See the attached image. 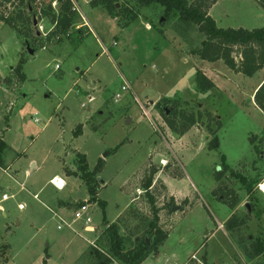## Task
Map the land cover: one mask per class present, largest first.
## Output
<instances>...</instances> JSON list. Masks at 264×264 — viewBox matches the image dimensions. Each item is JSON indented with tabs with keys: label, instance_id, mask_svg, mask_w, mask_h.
<instances>
[{
	"label": "rangeland",
	"instance_id": "obj_1",
	"mask_svg": "<svg viewBox=\"0 0 264 264\" xmlns=\"http://www.w3.org/2000/svg\"><path fill=\"white\" fill-rule=\"evenodd\" d=\"M77 2L75 22L85 34L57 42L48 38L54 23L39 20L34 1L33 16L43 27L37 37L45 46L33 55L1 20L13 7L0 2V142L6 143L0 165L8 169L0 168V264H120L108 258L104 227L119 222V215L126 218L119 222L126 249L134 247L135 235H144L153 216L142 185L152 168L150 192L168 235L141 264H264L262 255L247 254L255 239L264 242V110L253 94L264 84V67L245 75L221 59L194 55L205 34L194 23L164 16L159 4L120 0L118 7L128 2L139 13L122 26L127 19L112 17L105 7ZM261 6L257 0H218L209 14L219 27L251 30L264 26ZM197 70L214 88L197 90ZM163 98L170 99L164 108L176 102L185 114L201 117L176 135L164 109L155 106ZM215 137L218 146L210 148ZM79 154L95 175L97 201H89ZM236 172L249 178L252 193ZM54 176L65 181L61 189L52 184ZM221 187L231 189L236 206L217 195ZM85 201L90 223L74 216ZM173 204L180 209H170ZM232 215L243 222L229 230Z\"/></svg>",
	"mask_w": 264,
	"mask_h": 264
},
{
	"label": "trees",
	"instance_id": "obj_2",
	"mask_svg": "<svg viewBox=\"0 0 264 264\" xmlns=\"http://www.w3.org/2000/svg\"><path fill=\"white\" fill-rule=\"evenodd\" d=\"M18 1V2H17ZM35 0H0L1 3L5 4V8L13 7V10L9 12V16L1 17V20H5L6 24L12 26L21 36L25 39L26 44H31L34 48L41 49L45 45L40 42L39 37H37L36 32H32L31 25L34 20V7L33 3ZM126 1V0H124ZM139 6H148L150 4L156 3L164 7V16L175 15L179 20L187 23H194L198 25L199 29L205 34L206 38L202 43V46L195 49L194 55H197L201 59L207 61H216L221 59L230 69L241 72L245 75H253L255 72L264 67V26L254 29L245 28H223L219 27L216 21L209 14V9L218 0H135ZM264 7V0H257ZM120 0H90L92 6H103L107 9L109 14L114 18L127 19L123 23L119 22L122 26H128L134 19L139 15L138 12L134 10L133 6L127 4H121L120 7L117 3ZM18 3L17 5H15ZM24 3V6H21ZM16 11V13H13ZM33 13V14H32ZM31 14V15H30ZM43 17H49L54 23V28L48 34L49 40L56 38L57 42L62 41L63 37L73 39L74 33H79V36L84 35L83 27L76 28L77 24L75 22L76 12L72 9V3L70 0H59V9L56 13L50 6L42 10ZM20 20L22 23L19 26ZM3 22V21H2ZM28 36L32 37L31 42L27 41ZM239 48L240 58L237 60L234 54V49ZM195 84L199 92H207L214 88V82L206 76V74L197 70L195 73ZM254 99L258 107L264 110V84L258 88L254 94ZM170 103V99H160L155 103L157 109H164V121L169 129L176 135H183L191 126L197 123L198 118L201 116H196L194 113L190 115L185 114L183 111L178 109L176 102L172 103L170 110L164 108ZM199 114V113H198ZM177 119H185L187 123L178 125ZM81 127V126H80ZM3 146L6 143L1 140L0 142V154ZM218 139L215 137L210 141V148H217ZM82 162V178L88 186V191L90 194L89 201H97V186L95 185V175L90 172L85 163V157L79 154ZM164 166H167L164 165ZM227 171L229 167L224 166ZM147 170V169H146ZM148 171V170H147ZM157 169L152 168L148 171L146 175L145 182L143 183L142 190H145V197L150 206L152 212V220L149 222L148 229L144 230V235L141 237L135 235L134 237V247L126 249L124 246L125 238L119 232V222L126 221L124 217H120L119 222L106 223L105 229L107 234V239L109 241L110 247V257L116 259L122 264H141L150 254L154 252L157 253L158 246L166 239L168 233L162 230L159 221V206L157 205V200L155 195L150 192V188L155 185L154 175ZM234 172L232 171V174ZM145 174V173H144ZM220 174V173H219ZM221 175V174H220ZM234 176L239 177L240 180L245 185L248 193H252L253 186L244 175L236 172ZM164 189H166L165 184H163ZM231 189L224 190L221 187L217 195L224 199V202L228 203L229 207L233 208L237 205V199H229ZM171 202H174L173 196ZM172 205V204H171ZM170 205V209L172 208ZM104 207V203H101ZM183 209V208H181ZM124 218V219H123ZM243 220H240L237 216H231L226 222V227L229 230L235 229L238 224H241ZM140 227V226H137ZM154 238L150 243L147 242V238ZM253 252H248L251 257L255 255H262L264 258V242L261 239H255L252 242ZM251 250V251H252ZM107 257L105 260H109ZM120 263V264H121Z\"/></svg>",
	"mask_w": 264,
	"mask_h": 264
},
{
	"label": "built area",
	"instance_id": "obj_3",
	"mask_svg": "<svg viewBox=\"0 0 264 264\" xmlns=\"http://www.w3.org/2000/svg\"><path fill=\"white\" fill-rule=\"evenodd\" d=\"M71 3H72V9L75 11V12H78L80 11V7L78 5V2L77 0H70ZM90 1V0H89ZM36 2H38V4H40L39 6V12H38V15L42 16V10L48 6H50L52 8V10H54L56 13H58V9H59V0H36ZM44 17L42 16L41 19H39L40 21L43 19ZM85 18V17H83ZM34 19H38V16H34ZM82 25H87V20L84 21L82 23ZM37 27H38V20H37ZM77 28L78 27H81V26H76ZM39 30L40 28L43 29L42 25H40L39 27ZM41 32V30H40ZM122 89L125 90L127 89V85H123L122 86ZM120 96L119 93L116 94V98H118ZM34 119V121L36 123H38L40 121V118L35 116V117H32ZM0 168L4 171V172H8V169L7 168H4L3 166L0 165ZM56 179H57V176L53 177L51 179V182L52 184L57 188V189H61L64 185H65V181L63 180L64 184L61 185V184H58L56 182ZM262 184L261 183L259 185L260 189L264 192V189L262 188ZM34 197L39 199V196L38 194H34ZM7 198V195H3V199H6ZM19 207H22V205L20 204ZM74 216H75V219L76 220H84L86 223H90L92 221L91 219V216H90V204L88 203V201H85L83 203H81L77 208L76 210L74 211ZM60 227V226H59ZM90 229V228H88ZM94 242H91V245H94L93 244ZM192 259L195 258V255H192L191 256Z\"/></svg>",
	"mask_w": 264,
	"mask_h": 264
},
{
	"label": "water",
	"instance_id": "obj_4",
	"mask_svg": "<svg viewBox=\"0 0 264 264\" xmlns=\"http://www.w3.org/2000/svg\"><path fill=\"white\" fill-rule=\"evenodd\" d=\"M163 19H164V18H163ZM33 25H34L35 28H36L35 30H36V32H37V36H40V35H41V32H40L39 28H37V19H34V20H33ZM26 50L29 52L30 55L35 54V52L37 51V49L34 48V47H32V46H30L29 43L26 44ZM246 207H247V209H248L249 211L251 210V208H250V206H249L248 204H246ZM179 209H180V206H178V205H176V204H173V206H172V210H173V211H176V210H179ZM147 242L150 243V239H149V238H147ZM102 264H103V263H102Z\"/></svg>",
	"mask_w": 264,
	"mask_h": 264
},
{
	"label": "crops",
	"instance_id": "obj_5",
	"mask_svg": "<svg viewBox=\"0 0 264 264\" xmlns=\"http://www.w3.org/2000/svg\"><path fill=\"white\" fill-rule=\"evenodd\" d=\"M257 2H258V1H257ZM258 3H259V2H258ZM261 7L264 9L263 6H261ZM210 79H211V78H210ZM211 80H212V79H211ZM212 81H213V80H212ZM258 88H259V87H257V89H258ZM257 89L253 92V94L257 91ZM163 161H164V160H163ZM164 165H165V164H164ZM54 177H55V176H54ZM57 177H58L59 179H61L60 182H63V179H62L61 177H59V176H57ZM160 177H161V176H160ZM157 179H158V178H157ZM63 184H64V182H63ZM165 185H166V184H165ZM167 187H168V186H167ZM170 195L173 196L172 193H170Z\"/></svg>",
	"mask_w": 264,
	"mask_h": 264
},
{
	"label": "bare ground",
	"instance_id": "obj_6",
	"mask_svg": "<svg viewBox=\"0 0 264 264\" xmlns=\"http://www.w3.org/2000/svg\"><path fill=\"white\" fill-rule=\"evenodd\" d=\"M60 180H61V179H59V178L57 177L56 182H57L58 184L63 185V182H60ZM262 188L264 189V183L262 184Z\"/></svg>",
	"mask_w": 264,
	"mask_h": 264
},
{
	"label": "flooded vegetation",
	"instance_id": "obj_7",
	"mask_svg": "<svg viewBox=\"0 0 264 264\" xmlns=\"http://www.w3.org/2000/svg\"><path fill=\"white\" fill-rule=\"evenodd\" d=\"M166 165V164H165Z\"/></svg>",
	"mask_w": 264,
	"mask_h": 264
}]
</instances>
